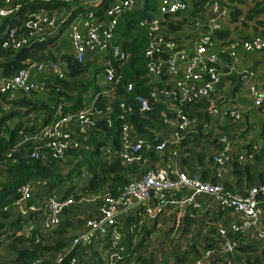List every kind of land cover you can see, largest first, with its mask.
Listing matches in <instances>:
<instances>
[{
  "label": "trees",
  "instance_id": "16d2710c",
  "mask_svg": "<svg viewBox=\"0 0 264 264\" xmlns=\"http://www.w3.org/2000/svg\"><path fill=\"white\" fill-rule=\"evenodd\" d=\"M107 1L102 0L94 8L99 16L103 17L104 9L112 2ZM195 1L200 4L192 13L186 11L166 15L167 20L163 22V34L177 41L179 47L187 46V41L201 30L197 28L196 20H200L198 17L204 12L202 0L191 2ZM158 4L159 0H137L133 10L121 15L113 42L119 44L127 55L123 59L115 57L108 49L88 54L78 62L69 47H57L55 51L49 49L58 41L67 24L43 42L24 45L17 50L0 46L2 77L13 76L30 61H57L65 69L62 78L49 71L34 73V78L46 83L41 92L26 94L22 90H0V264L49 263L70 244L85 221L100 217L102 198L94 201L89 198L106 194L117 198L127 185L139 180L156 165L172 163L202 181L221 184L224 192L229 194H240L264 184V145L251 152L253 143H257L252 134L255 123L247 122V115L243 112L241 120L233 121L227 116H213L209 111L211 98H217L220 106L230 101L219 93V87L215 94L207 98L180 105L183 112L196 121L182 132L177 145L166 146L162 151L143 149L139 162L125 163L119 156L123 150V124L130 126L131 143L141 139L157 145L163 139L162 134L169 129L164 119L175 117V114L165 109V105L171 102L168 99H150L149 108L144 110L140 109L136 99L139 95L149 97L151 86L155 85H148L150 77L144 55L148 27L140 22L145 18L150 20L158 17ZM70 6L64 0H22L18 12L1 20L0 34L6 26L17 28L19 33H27V11L42 8L52 11ZM260 10L254 7L248 16ZM231 12L233 18L240 14L237 8ZM183 32L186 33L184 38L180 35ZM229 35V30H223L221 26L213 31V39L214 36L225 38ZM251 37H231L223 42L222 47L232 41ZM226 55L229 57L227 52H222L220 58ZM228 59L231 60L230 57ZM108 64L114 68L112 81H106L104 75ZM218 64L216 66L220 69ZM129 83L132 84L131 90H127ZM241 84L240 81L239 86ZM59 104L63 106V114L76 113L88 107L91 111L84 133L73 128L78 123L69 127L71 138L78 142V146L71 144L61 155L54 156V151L47 146L49 139H40L39 133L44 125L59 117ZM254 108L264 110V106ZM213 117H216V121ZM219 119L225 121L220 122ZM263 130L264 121L262 133ZM223 137L234 141L236 146L229 153L227 161L219 165L213 158L224 146ZM209 147L213 149L207 154ZM243 152L245 155L252 154V158L240 161L238 156ZM219 167L220 173L217 172ZM23 183L33 186L30 203L52 193L62 197L72 196L76 202L64 208L58 224L46 228L40 211L24 217L12 206L19 196L17 188ZM263 195L261 192L257 194L258 198ZM180 196L177 193L175 199ZM80 198L82 200L78 201ZM200 202L202 208L199 211L190 208L179 210V207L167 204L165 211L154 218L147 217L141 208L122 219L118 225L125 251L124 260L118 264H194L197 260H202L203 264H219L224 258L219 244L220 225L226 229L229 238L236 242L232 254L235 264H264V239L250 232L231 230L232 222L239 220L232 214L231 208L217 203H204V199ZM175 213L178 214L177 218ZM146 219H150L149 224L145 223ZM30 220L35 221V226L27 235L24 229ZM167 224L169 228H163ZM179 225H182L180 237L185 239L184 244L179 241V233L175 232L173 255L167 256L162 250H157L155 246L162 248L168 233ZM193 229L194 233L189 234ZM156 231H160L161 239L154 235ZM96 245L97 240L73 251L78 256V264H103ZM208 250H213V253L205 257Z\"/></svg>",
  "mask_w": 264,
  "mask_h": 264
},
{
  "label": "built area",
  "instance_id": "2783aa9c",
  "mask_svg": "<svg viewBox=\"0 0 264 264\" xmlns=\"http://www.w3.org/2000/svg\"><path fill=\"white\" fill-rule=\"evenodd\" d=\"M64 1L71 6L67 9L52 11L44 8L27 11L25 26L29 28L28 32L19 33L17 28L6 26L0 34V46L17 50L24 45L43 42L48 36L54 35L63 25L67 24L71 51L78 62H81L88 54L108 49L120 59L127 56L121 46L113 42L114 31L121 15L126 11L133 10L137 0H112L104 9L103 17L99 16L97 10L94 9L102 0ZM191 1L159 0V16L150 20L145 18L140 22L141 25L147 24L148 27V41L144 50L150 77L148 85L153 83L155 85H150L149 97L139 95L136 99L141 110L149 108L150 99L159 100L161 97L168 99L171 102L165 105V109L175 114V117L164 119V123L169 129L162 134L163 139L157 145H152L141 139L131 143L129 139L130 126L123 124L121 132L123 150L119 156L125 163L139 162L143 149L162 151L166 146L178 144L182 132L196 121L194 118L188 117L180 105L193 102L196 99L207 98L216 93L223 74L216 66L220 62V53L227 52L231 60H234L229 64L230 70L234 69L240 49L245 52L262 53L264 67V37L259 35L232 41L220 50L213 48V31L219 28L220 20L224 17L225 10L221 9L223 0H202L203 13L208 17V24L205 30H199L191 40V51L187 46L179 47L180 44L177 41L164 35L162 27L163 22L167 20L166 15L188 11ZM0 2V24L2 19L18 12L22 5V0H0ZM86 2L91 4L85 6ZM196 25L197 28H201L200 20H196ZM48 71L58 78H62L65 73L64 67L57 61L51 63L30 61L26 67L20 68L13 76H0V90L2 92L22 90L26 94L41 92L45 89L46 83L34 78L33 74ZM104 75L106 81L113 80L114 68L110 64L105 68ZM240 75L241 83L248 90L253 106H264V85L262 87L255 85L251 80L254 77L253 73L246 70L241 71ZM131 88L132 84L129 83L127 90H131ZM120 106L123 107V103ZM208 108L213 116H227L233 121L242 119V110L239 107L226 104L220 106L217 103V98L210 99ZM90 111L91 109L88 107L76 113L63 114V106L59 104L57 107L59 117L41 128L39 138L49 139L47 146L54 151V156L61 155L71 144L78 146V142L71 138L69 127L78 123L73 128L84 133L89 122L88 113ZM108 124H111L110 120H108ZM222 141L224 142L223 148L219 149L213 158L214 162L219 165L227 161L229 153L236 146L234 141L228 137H223ZM252 146L251 152L261 148V144L258 142L253 143ZM173 154H175V150ZM238 158L240 161L250 160L252 154L245 155L243 152ZM217 172H221L220 167ZM258 192L264 194V184L259 188H251L240 194H229L224 192L221 184L202 181L172 163L156 165L147 170L139 180L127 185L117 198L108 194L103 197L96 195L89 198L88 200L91 201L102 198L100 217L85 221L70 244L46 264H78V256L73 254V251L78 247L87 246L95 240H97L96 250L100 252L103 264H118L124 260L125 251V246L122 243L123 235L118 225L122 219L141 208L144 209L147 217L154 218L158 213L165 211L167 204L179 207V210H183V206L188 204L186 209L199 211L202 208L201 199H204V203H217L222 207L231 208L232 214L239 219L232 222L231 230L250 232L252 235L264 239V195L262 198H258ZM17 193L19 196L12 203L15 210L24 217H29L32 212L40 211L43 215L42 223L46 228L58 224L59 216L64 208L76 202L72 196L62 197L52 193L42 200L30 203L29 200L33 193L31 183L20 184ZM177 193L181 195L179 199H175ZM80 200L82 199L80 198L78 201ZM34 226L35 221L30 220L24 232L28 235ZM219 233L221 235L219 244L221 252L224 254L223 261L219 264H235L232 254L236 242L229 238L226 229L221 225ZM212 253L213 250H208L205 257ZM194 264H203V261L197 260Z\"/></svg>",
  "mask_w": 264,
  "mask_h": 264
},
{
  "label": "crops",
  "instance_id": "0c3cea01",
  "mask_svg": "<svg viewBox=\"0 0 264 264\" xmlns=\"http://www.w3.org/2000/svg\"><path fill=\"white\" fill-rule=\"evenodd\" d=\"M200 3L191 2L188 7V11L192 13L199 7ZM261 9L259 13H256L249 17V12L253 8ZM234 8H237L240 11V14L233 18L232 12ZM221 9L224 12V17L220 20V26L223 30L228 29L230 35L223 38L214 36L213 39V48L219 49L222 47L223 42L229 40L231 37L238 38V37H251L254 35H261L264 37V0H226L225 2L221 3ZM187 18H189L187 16ZM200 25L201 30H205L208 24V17L206 14H202L200 17ZM182 38L186 37V33L180 34ZM191 40L187 41V48L190 50L191 48ZM229 57L224 56L220 58L219 68L220 71L223 73L221 76V80L217 87H219V93L228 98L230 101H234V99L239 98L240 102L244 101L249 103L248 108H254L252 103L251 96H247L248 94L244 93V90L248 92L246 87L239 86V82L241 81L240 72L246 70L250 73H253V78L251 79L252 82L262 87L264 85V67L262 64L263 55L262 53L256 52H245L243 50H239L237 54V59L235 62V69L228 70L230 59ZM240 94H237L239 93ZM232 98H229L231 97ZM250 97V98H249ZM240 105L242 111H244V107ZM247 108V109H248ZM245 109V110H247ZM246 114H248L246 112ZM264 145V144H263Z\"/></svg>",
  "mask_w": 264,
  "mask_h": 264
},
{
  "label": "rangeland",
  "instance_id": "374dc122",
  "mask_svg": "<svg viewBox=\"0 0 264 264\" xmlns=\"http://www.w3.org/2000/svg\"><path fill=\"white\" fill-rule=\"evenodd\" d=\"M89 4H91L90 2H86L85 3V6H88ZM187 27H189V25H187ZM68 28L67 27H65L62 31H61V33H60V35H59V38H58V41H56L54 44H52L51 46H50V48L49 49H52L53 51H55L56 50V48L57 47H63V48H65V49H68V47L71 49V46L69 45L68 46ZM181 34H184V32L183 33H181ZM69 44H70V41H69ZM63 48H62V51H63ZM231 61H233L234 62V60H230L229 62L231 63ZM234 69H235V66H234ZM233 69V70H234ZM244 93H246V94H248V92L247 91H245L244 90ZM237 94H240V92L239 93H237ZM247 96H249V94L247 95ZM229 98H232V96L231 97H229ZM250 98V97H249ZM226 100H228V98H225ZM227 103H229V104H227ZM224 104H226V105H236L237 107H239L240 109H241V107H240V105H238V104H241L242 106H245L244 107V111H242L245 115H247V122H254L255 123V129H254V131H253V135H255L254 136V141H256V142H258V143H260L261 145H263L264 144V130H263V133L261 132V125H262V122L264 121V110L263 111H258L257 109H255V108H248V106H249V103H246V102H244V101H241L240 102V99L239 98H236V99H234V101H226V102H224ZM248 108V109H247ZM245 109H247V110H245ZM242 110V109H241ZM246 112L248 113V114H246ZM245 118V117H244ZM213 119L216 121V117H213ZM218 119V118H217ZM213 120V121H214ZM219 121L221 122V121H225V119H223V120H220L219 119ZM245 122V121H244ZM211 149V150H210ZM212 149L213 148H210L209 147V149H207V154H209V153H211V151H212ZM204 150V149H203ZM175 215H176V218H177V215L178 214H176L175 213ZM149 220L150 219H146L145 220V223H148L149 224ZM195 227H196V225H195ZM163 228H169L168 227V224L167 225H164L163 226ZM181 228H182V225H179V227L177 228V229H173L172 231H170L169 233H168V235H167V238H166V242H165V240H164V242H163V246H162V248L161 247H158V246H155L156 248H157V250L158 249H160V250H162L167 256L169 255V254H171V255H173V253H172V251L174 250V248H173V244H175V241H176V238H175V236H174V234H175V232H178L179 233V237H180V233H181ZM195 229V228H194ZM194 229L193 230H191V232L189 233V234H193L194 233ZM154 235L157 237V238H159V239H161L162 238V236L160 235V231H156V232H154ZM179 241L182 243V244H184V242H185V239L184 238H179Z\"/></svg>",
  "mask_w": 264,
  "mask_h": 264
},
{
  "label": "water",
  "instance_id": "95a60500",
  "mask_svg": "<svg viewBox=\"0 0 264 264\" xmlns=\"http://www.w3.org/2000/svg\"><path fill=\"white\" fill-rule=\"evenodd\" d=\"M187 207H188V204H185L182 209L186 210Z\"/></svg>",
  "mask_w": 264,
  "mask_h": 264
}]
</instances>
